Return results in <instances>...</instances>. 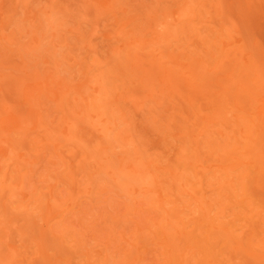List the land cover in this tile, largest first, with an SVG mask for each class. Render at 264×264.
Instances as JSON below:
<instances>
[{"label": "rangeland", "instance_id": "1", "mask_svg": "<svg viewBox=\"0 0 264 264\" xmlns=\"http://www.w3.org/2000/svg\"><path fill=\"white\" fill-rule=\"evenodd\" d=\"M263 62L264 0H0V264H264Z\"/></svg>", "mask_w": 264, "mask_h": 264}, {"label": "bare ground", "instance_id": "2", "mask_svg": "<svg viewBox=\"0 0 264 264\" xmlns=\"http://www.w3.org/2000/svg\"><path fill=\"white\" fill-rule=\"evenodd\" d=\"M161 1V0H160ZM81 2H82V0H81ZM204 4V3H203ZM184 6V5H183ZM182 6V7H183ZM204 6V5H203ZM192 7H194V6H192ZM81 8V7H80ZM190 8V7H189ZM195 8V7H194ZM192 9V8H191ZM87 10V9H86ZM189 11H190V9H189ZM97 13V12H96ZM202 14V13H201ZM155 16V15H154ZM47 17V16H46ZM215 18V17H214ZM217 18V17H216ZM191 19V18H190ZM229 19V18H228ZM227 19V20H228ZM196 21V20H195ZM218 22V21H217ZM51 26V25H50ZM221 26V25H220ZM192 29V28H191ZM209 29V28H208ZM246 30V29H245ZM244 30V31H245ZM251 31V30H250ZM189 32V31H188ZM249 33V32H248ZM246 34V33H245ZM133 36V35H132ZM252 36V35H251ZM178 38V37H177ZM189 40V39H188ZM249 40V39H248ZM127 41V40H126ZM243 41V40H242ZM197 42V41H196ZM195 42V43H196ZM208 43V42H207ZM244 44V43H243ZM251 44V46H252V43H250ZM258 44V43H257ZM234 45V44H233ZM90 46V45H89ZM199 46V45H198ZM235 47V46H234ZM259 47V46H258ZM33 48V47H32ZM214 48V47H213ZM248 48V47H247ZM136 49V48H135ZM155 49V48H154ZM204 49V48H203ZM233 48H231V50H232ZM137 50V49H136ZM185 51V50H184ZM117 52V51H116ZM212 52V51H211ZM149 53V52H148ZM229 53V52H228ZM147 54V53H146ZM150 54H152V52L150 53ZM154 54V53H153ZM173 56V55H172ZM201 56V55H200ZM227 56V55H226ZM151 57V56H150ZM154 57V56H153ZM230 57V56H229ZM221 59V58H220ZM222 59H224V58H222ZM238 59V58H237ZM154 60V59H153ZM225 60V59H224ZM252 60V59H251ZM134 61V60H133ZM231 61V60H230ZM250 62V61H249ZM124 63V62H123ZM140 63H142V62H140ZM191 63V62H190ZM193 63V62H192ZM235 63H236V61H235ZM264 63V62H263ZM195 64V63H194ZM211 64V63H210ZM232 64V63H231ZM94 65V64H93ZM191 65V64H190ZM221 65H223V64H221ZM235 65V64H234ZM237 65V64H236ZM146 66V65H145ZM230 66V65H229ZM249 66V65H248ZM220 67V66H219ZM251 67V66H250ZM121 68V67H120ZM119 68V69H120ZM145 68V67H144ZM191 68H193V67H191ZM203 68V67H202ZM207 68V67H206ZM240 68V67H239ZM248 68V67H247ZM263 68V67H262ZM157 69V68H156ZM175 69V68H174ZM199 69V68H198ZM234 69V68H233ZM123 70V69H122ZM127 70V69H126ZM176 70V69H175ZM193 70H194V68H193ZM197 70V69H196ZM199 70H201V69H199ZM235 70V69H234ZM238 70V69H237ZM256 70V69H255ZM141 71V70H140ZM191 71V70H190ZM206 71V70H205ZM222 71V70H221ZM227 71V70H226ZM232 71V70H231ZM247 71H249V70H247ZM127 72V71H126ZM193 72V71H192ZM214 72V71H213ZM148 73V72H147ZM195 72H193V74H194ZM203 73V72H202ZM201 73V74H202ZM229 73V72H228ZM237 73V72H236ZM260 73V72H259ZM139 75V74H138ZM146 77H147V75H146ZM193 77H194V75H193ZM201 77H202V75H201ZM260 77H261V75H260ZM262 77H263V75H262ZM28 78V77H27ZM100 78V77H99ZM139 78V77H138ZM150 78V77H149ZM196 78V77H195ZM195 78H194V80H195ZM200 78V77H199ZM259 78V77H258ZM97 79V78H96ZM201 79H203V78H201ZM207 79V78H206ZM145 80V79H144ZM154 80V79H153ZM168 80V79H167ZM211 80V79H210ZM233 80V79H232ZM262 80H264V78L262 79ZM104 81V80H103ZM138 81V80H137ZM151 81V80H150ZM196 81V80H195ZM169 82V81H168ZM206 82V81H205ZM226 82V81H225ZM232 82V81H231ZM256 82V81H255ZM255 82H253V84L255 83ZM264 82V81H263ZM146 83V82H145ZM185 83V82H184ZM222 83H223V81H222ZM236 83V82H235ZM147 84H148V82H147ZM146 84V85H147ZM169 84V83H168ZM189 84V83H188ZM227 84V82L225 83V85ZM241 84V83H240ZM242 84H244V82H242ZM248 84V83H247ZM106 85V84H105ZM171 85V84H170ZM223 85V84H222ZM250 85H251V83H250ZM112 86V85H111ZM140 86V85H139ZM141 86H143V85H141ZM145 86V85H144ZM148 86H150V85H148ZM172 86V85H171ZM236 86V85H235ZM235 86H233V87H235ZM242 86V85H241ZM244 86V85H243ZM257 86V85H256ZM263 86V85H262ZM147 87V86H146ZM166 87V86H165ZM174 87V86H173ZM172 87V88H173ZM253 87V86H252ZM260 87V86H259ZM115 88V87H114ZM126 88V87H125ZM141 88V87H140ZM149 88V87H148ZM159 88V87H158ZM172 88H170V89H172ZM209 88H210V86H209ZM232 88V87H231ZM253 88H255V86L253 87ZM262 88V87H261ZM146 89V88H145ZM225 89V88H224ZM150 90V89H149ZM213 90H215V89H213ZM103 91V90H102ZM109 91V90H108ZM148 91V90H147ZM177 91V90H176ZM155 92V91H154ZM173 92V91H172ZM179 92H181V91H179ZM210 92V91H209ZM262 92V91H261ZM112 93H113V91H112ZM151 93V92H150ZM235 93V92H234ZM243 93V92H242ZM259 93V92H258ZM155 94V93H154ZM183 94V93H182ZM240 94V93H239ZM248 94V93H247ZM251 94V93H250ZM120 95H121V93H120ZM196 95V94H195ZM249 95V94H248ZM262 95V94H261ZM260 95V96H261ZM128 96V95H127ZM163 96V95H162ZM66 97V96H65ZM107 97V96H106ZM105 97V98H106ZM124 97V96H123ZM137 97V96H136ZM196 97V96H195ZM110 98V97H109ZM113 98V97H112ZM222 98V97H221ZM242 98H244V97H242ZM258 98V97H257ZM93 99V98H92ZM119 99V98H118ZM129 99V98H128ZM207 99V98H206ZM238 99V98H237ZM247 99V98H246ZM250 99H251V97H250ZM107 100V99H106ZM181 100V99H180ZM239 100V99H238ZM243 100V99H242ZM113 101V100H112ZM147 101V100H146ZM230 101H232V100H230ZM254 101V100H253ZM40 102V101H39ZM143 102V101H142ZM155 102V101H154ZM222 102H223V100H222ZM237 102V101H236ZM243 102V101H242ZM99 103V102H98ZM145 103V102H144ZM226 103V102H225ZM239 103V102H238ZM198 105V104H197ZM238 105H241V103L240 104H237V106ZM255 105V104H254ZM102 106V105H101ZM221 106V105H220ZM188 107V106H187ZM218 108V107H217ZM248 108H249V106H248ZM255 108V107H254ZM221 109V108H220ZM250 109V108H249ZM195 110V109H194ZM216 110V109H215ZM154 111V110H153ZM221 112V111H220ZM100 114V113H99ZM213 114V113H212ZM223 114V113H222ZM221 114V115H222ZM226 114V113H225ZM250 114V113H249ZM191 115V114H190ZM224 115V114H223ZM216 116V115H215ZM218 117V116H217ZM219 117H221V116H219ZM218 117V118H219ZM224 117V116H223ZM192 118H194V117H192ZM245 118V117H244ZM247 118V117H246ZM253 118V117H252ZM206 119H208V118H206ZM211 119H213V117L211 118ZM215 119V118H214ZM154 120V119H153ZM214 121V120H213ZM218 121H220L221 122V119L220 120H218ZM225 121H228V120H226L225 119ZM255 121H256V119H255ZM242 122V121H241ZM77 123V122H76ZM75 123V124H76ZM87 123V122H86ZM206 123V122H205ZM214 123V122H213ZM217 123V122H216ZM228 123V122H227ZM196 124V123H195ZM175 125V124H174ZM193 125V124H192ZM98 126V125H97ZM181 127V126H180ZM252 127V126H251ZM223 128V127H222ZM235 128V127H234ZM243 128V127H242ZM204 129V128H203ZM161 131V130H160ZM4 132V131H3ZM235 132V131H234ZM245 132H248L247 130L245 131ZM69 133V132H68ZM205 133H207V132H205ZM216 133V132H215ZM231 134V133H230ZM256 135V134H255ZM69 136V135H68ZM252 136V135H251ZM103 137H105V136H103ZM259 137V136H258ZM8 138V137H7ZM103 141V140H102ZM10 142V141H9ZM237 142V141H236ZM257 142V141H256ZM199 143V142H198ZM214 143V142H213ZM246 143V142H245ZM255 143V142H254ZM259 143H260V141H259ZM238 144V143H237ZM261 146V145H260ZM103 147V146H102ZM235 147H238V146H235ZM262 147V146H261ZM260 147V148H261ZM264 147V146H263ZM206 148H208V147H206ZM253 148V147H252ZM260 148H258V149H255L256 151L257 150H259ZM229 150V149H228ZM141 151V150H140ZM200 151H201V149H200ZM136 152V151H135ZM210 152V151H209ZM235 152V151H234ZM249 152H251V150H249ZM248 152V153H249ZM201 153V152H200ZM245 153V152H244ZM254 153V152H253ZM136 155H137V153H135ZM142 154V153H141ZM210 154V153H209ZM255 154V153H254ZM257 154V153H256ZM255 154V155H256ZM202 155V154H201ZM220 155V154H219ZM226 155V154H225ZM215 156V155H214ZM213 156V157H214ZM231 156V155H230ZM233 156H234V154H233ZM247 156H248V154H247ZM252 156V155H251ZM250 156V157H251ZM103 157H105V156H103ZM139 157V156H138ZM222 157V156H221ZM232 157V156H231ZM253 157H254V155H253ZM256 157V156H255ZM102 158V157H101ZM188 159H190V158H188ZM192 159V158H191ZM248 159H249V157H248ZM245 160V159H244ZM247 160V159H246ZM258 160H259V158H258ZM190 161V160H189ZM260 161V160H259ZM128 162H129V160H128ZM135 162V161H134ZM216 162V161H215ZM257 162V161H256ZM255 162V163H256ZM221 163H224L223 161L221 162ZM250 163V162H249ZM258 163V162H257ZM260 163V162H259ZM142 164V163H141ZM215 164V163H214ZM227 165H228V163H226ZM232 164V163H231ZM253 165V164H252ZM255 165V164H254ZM258 165H261V164H258ZM264 165V164H263ZM218 166V165H217ZM122 167H123V165H122ZM264 167V166H263ZM144 168V167H143ZM243 168V167H242ZM261 168H262V166H261ZM122 169V168H121ZM137 169V168H136ZM259 170V169H258ZM119 171H122V170H119ZM205 171V170H204ZM144 173V172H143ZM210 173V172H209ZM231 174H232V172H230ZM208 173H206V175H207ZM213 174V173H212ZM241 174H242V172H241ZM261 174V173H260ZM209 175H211V174H209ZM263 175V174H262ZM154 176V175H153ZM185 176V175H184ZM221 176V175H220ZM264 176V175H263ZM217 178V177H216ZM231 178V177H230ZM229 180V179H228ZM241 180V179H240ZM188 181V180H187ZM174 182V181H173ZM179 182H181V181H179ZM239 183V182H238ZM130 184V183H129ZM180 184V183H179ZM184 184V183H183ZM242 184V183H241ZM132 185V184H131ZM177 186V185H176ZM132 187V186H131ZM176 188V187H175ZM223 188V187H222ZM226 188V187H225ZM229 188V187H228ZM244 189H245V187H244ZM243 190V189H242ZM175 191H176V189H175ZM178 191H179V189H178ZM177 191V192H178ZM243 192V191H242ZM231 194V193H230ZM185 195V194H184ZM180 196H181V194H180ZM193 196V195H192ZM235 196V195H234ZM238 196V195H237ZM176 197H177V195H176ZM186 197V196H185ZM230 198V197H229ZM244 198V197H243ZM246 198V197H245ZM212 200V199H211ZM173 202V201H172ZM205 202V201H204ZM220 202V201H219ZM241 202V201H240ZM242 204V203H241ZM164 205V204H163ZM187 206V205H186ZM205 206V205H204ZM219 206V205H218ZM180 207V206H179ZM180 210V209H179ZM180 212V211H179ZM183 212V211H182ZM202 213V212H201ZM171 214V213H170ZM173 215V214H172ZM171 215V216H172ZM208 215V214H207ZM175 216V218H176V215H174ZM240 216V215H239ZM173 217V216H172ZM178 217V216H177ZM180 217V216H179ZM182 217V216H181ZM233 217V216H232ZM170 218V217H169ZM179 219V218H178ZM244 219V218H243ZM170 220V219H169ZM177 220V219H176ZM208 220V219H207ZM119 221V220H118ZM165 221V220H164ZM210 222V221H209ZM212 224H213V222H212ZM223 225V224H222ZM180 226V225H179ZM199 227V226H198ZM203 228V227H202ZM177 229V228H176ZM179 229V228H178ZM145 230V229H144ZM169 230H171V229H169ZM198 230H199V228H198ZM195 231V230H194ZM205 231V230H204ZM190 235V234H189ZM201 235V234H200ZM224 235V234H223ZM170 238V237H169ZM231 238V237H230ZM244 238V237H243ZM220 240V239H219ZM176 241V240H175ZM170 242V241H169ZM251 243V242H250ZM169 246V245H168ZM176 246V245H175ZM219 246V245H218ZM188 247V246H187ZM191 247V246H190ZM174 249H176V248H174ZM205 249V248H204ZM131 250V249H130ZM178 251H180L179 249H177ZM132 251V250H131ZM172 251V250H171ZM182 251V250H181ZM166 252V251H165ZM175 252V251H174ZM186 253H188V252H186ZM132 254V253H131ZM180 255V254H179ZM207 255H209V254H207ZM13 257V256H12ZM202 261H205V260H202ZM123 263V262H122ZM185 263V262H184ZM13 264V263H12Z\"/></svg>", "mask_w": 264, "mask_h": 264}]
</instances>
